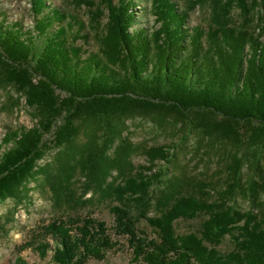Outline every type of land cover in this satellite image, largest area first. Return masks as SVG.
<instances>
[{"label": "trees", "instance_id": "16d2710c", "mask_svg": "<svg viewBox=\"0 0 264 264\" xmlns=\"http://www.w3.org/2000/svg\"><path fill=\"white\" fill-rule=\"evenodd\" d=\"M45 1L31 0L33 29L0 20V85L35 120L1 138L0 203L28 193L40 175L59 205L75 201L78 172L103 189L131 167L139 148L128 122L137 117L169 142L145 149L151 169L163 163L155 187L147 177L109 185L121 201L113 223L57 216L41 226L40 254L87 264L127 246L126 264H264V0H148L153 26L136 25L147 17L137 16L139 0H101L106 13L91 10L90 20L45 11ZM205 3L209 16L192 24ZM52 148L51 168L40 165ZM196 218V230H177ZM226 235L233 247L221 250Z\"/></svg>", "mask_w": 264, "mask_h": 264}, {"label": "rangeland", "instance_id": "374dc122", "mask_svg": "<svg viewBox=\"0 0 264 264\" xmlns=\"http://www.w3.org/2000/svg\"><path fill=\"white\" fill-rule=\"evenodd\" d=\"M251 2L253 0H250ZM138 15L146 13L147 17L139 20L137 24L153 26L154 18L150 12H146L149 6L148 0H139ZM49 6V7H48ZM54 7H61L69 14L84 20H90L92 17L91 10L99 8L98 13L104 15L105 7L101 0H46L44 10L48 11ZM104 12V13H103ZM6 16L5 21L8 24L18 22L25 28L33 29L35 24L34 13L31 8V0H0V20ZM210 14V5L208 3L200 4L193 11L190 21L192 24L203 22ZM234 19L241 20L240 9H232ZM106 18L99 21L96 29L102 31ZM58 23H55L57 26ZM91 48L95 45L91 43ZM35 120L32 117V111L27 107L24 98L11 88L0 85V142L5 131L10 128L21 126H32ZM129 123V135L134 144L139 148L132 157L131 167L124 174L118 175L114 172L106 181L105 187L101 190L95 189L93 184L84 177L82 172H78L73 184V193L75 201L71 205L56 204L53 193L46 185L44 175L38 176L28 187L29 192L22 197H13L0 203V264H53L49 251L47 255L40 254L39 243L43 239L41 226L53 220L57 216L66 213L77 216H93L105 220L109 225L113 223V214L111 207L120 204V199L109 189V185L124 184L127 178L141 179L147 177L154 181V187L160 176V169L163 163L158 162L157 166L151 169L148 156L145 149L157 144L169 142L166 134L152 125L151 120L137 117ZM83 139V138H82ZM78 143H82L79 140ZM192 143L188 146L190 148ZM58 149L52 148L40 162V165L51 166ZM180 160L185 161L184 154L178 153ZM189 156H191L189 154ZM194 164V162H193ZM212 171L215 165H212ZM202 170L206 164L202 163ZM168 172L172 167H168ZM215 172V171H214ZM214 174V173H213ZM90 188V189H89ZM88 189V190H87ZM82 198L87 200L92 198L91 203H80ZM125 201H132L127 195ZM131 199V200H130ZM132 203V202H131ZM236 204L243 209L249 208V201L237 197ZM136 206V205H135ZM155 213L153 208L151 214ZM201 218L192 220H181L176 224L179 232L194 231L199 227ZM140 227L147 228L146 222L142 221ZM150 231V228H148ZM51 241V240H50ZM52 242V241H51ZM233 247L232 237L226 235L223 242L218 246L221 250H230ZM131 258V251L127 246L120 250L110 251L104 261L90 260L87 264H126Z\"/></svg>", "mask_w": 264, "mask_h": 264}]
</instances>
